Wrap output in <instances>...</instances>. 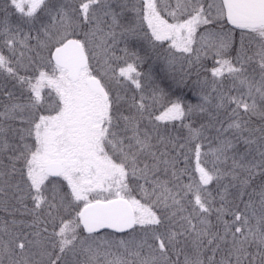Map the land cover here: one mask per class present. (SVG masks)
<instances>
[{
    "label": "snow or ice",
    "instance_id": "6c2138e0",
    "mask_svg": "<svg viewBox=\"0 0 264 264\" xmlns=\"http://www.w3.org/2000/svg\"><path fill=\"white\" fill-rule=\"evenodd\" d=\"M0 79V264H264V0H2Z\"/></svg>",
    "mask_w": 264,
    "mask_h": 264
},
{
    "label": "trees",
    "instance_id": "16d2710c",
    "mask_svg": "<svg viewBox=\"0 0 264 264\" xmlns=\"http://www.w3.org/2000/svg\"><path fill=\"white\" fill-rule=\"evenodd\" d=\"M0 2H2V0H0ZM12 83L13 82H11V81H4L3 83H1V84H3L1 86H6L7 87V90L19 92L18 89H13L12 88ZM182 91H183V94L186 95V98H187L188 101H194L195 98L191 94V92H190V90L188 88H185ZM0 99H5V97L0 96ZM3 215H4V213L0 212V216H3Z\"/></svg>",
    "mask_w": 264,
    "mask_h": 264
},
{
    "label": "rangeland",
    "instance_id": "374dc122",
    "mask_svg": "<svg viewBox=\"0 0 264 264\" xmlns=\"http://www.w3.org/2000/svg\"><path fill=\"white\" fill-rule=\"evenodd\" d=\"M12 19H13V21L16 19V17L15 16H12ZM5 80H3V79H0V86L1 85H3V84H1V83H3ZM17 93V95L19 94V92H16Z\"/></svg>",
    "mask_w": 264,
    "mask_h": 264
}]
</instances>
